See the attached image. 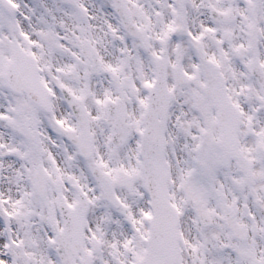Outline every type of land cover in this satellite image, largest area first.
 Wrapping results in <instances>:
<instances>
[{
    "label": "snow or ice",
    "instance_id": "obj_1",
    "mask_svg": "<svg viewBox=\"0 0 264 264\" xmlns=\"http://www.w3.org/2000/svg\"><path fill=\"white\" fill-rule=\"evenodd\" d=\"M0 264H264V0H0Z\"/></svg>",
    "mask_w": 264,
    "mask_h": 264
}]
</instances>
